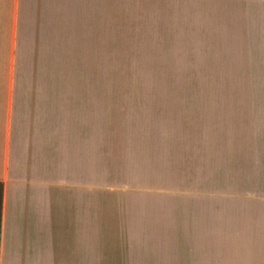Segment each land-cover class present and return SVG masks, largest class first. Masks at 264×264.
<instances>
[{"label":"rangeland","instance_id":"rangeland-1","mask_svg":"<svg viewBox=\"0 0 264 264\" xmlns=\"http://www.w3.org/2000/svg\"><path fill=\"white\" fill-rule=\"evenodd\" d=\"M22 3L12 137L75 195L87 165L94 264L262 260L264 3Z\"/></svg>","mask_w":264,"mask_h":264},{"label":"crops","instance_id":"crops-1","mask_svg":"<svg viewBox=\"0 0 264 264\" xmlns=\"http://www.w3.org/2000/svg\"><path fill=\"white\" fill-rule=\"evenodd\" d=\"M22 9V0H0L1 70L14 69ZM8 80L0 82V264H94L88 167L75 195L74 180L47 171L34 155L23 163L30 156L12 137L14 80Z\"/></svg>","mask_w":264,"mask_h":264},{"label":"trees","instance_id":"trees-1","mask_svg":"<svg viewBox=\"0 0 264 264\" xmlns=\"http://www.w3.org/2000/svg\"><path fill=\"white\" fill-rule=\"evenodd\" d=\"M2 195H3V185L0 183V235H1V203H2ZM1 242V237H0Z\"/></svg>","mask_w":264,"mask_h":264}]
</instances>
